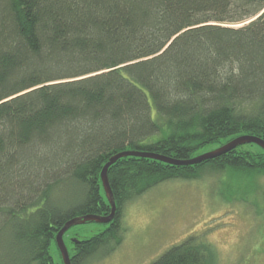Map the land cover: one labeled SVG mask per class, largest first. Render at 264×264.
<instances>
[{
  "label": "trees",
  "instance_id": "16d2710c",
  "mask_svg": "<svg viewBox=\"0 0 264 264\" xmlns=\"http://www.w3.org/2000/svg\"><path fill=\"white\" fill-rule=\"evenodd\" d=\"M263 11L264 0H0V264H63L51 252L60 229L111 213L101 171L116 153L184 160L264 139ZM208 167L264 175V150L188 166L119 159L116 215L73 243L72 264L121 244L129 202ZM213 253L190 241L152 264H212Z\"/></svg>",
  "mask_w": 264,
  "mask_h": 264
},
{
  "label": "rangeland",
  "instance_id": "374dc122",
  "mask_svg": "<svg viewBox=\"0 0 264 264\" xmlns=\"http://www.w3.org/2000/svg\"><path fill=\"white\" fill-rule=\"evenodd\" d=\"M123 225L121 244L84 264H152L172 247L190 241L211 248L212 264H264V175L208 167L194 179H169L129 202ZM105 228L94 222L76 225L64 240L70 250L75 240ZM51 252L62 261L56 244Z\"/></svg>",
  "mask_w": 264,
  "mask_h": 264
},
{
  "label": "water",
  "instance_id": "95a60500",
  "mask_svg": "<svg viewBox=\"0 0 264 264\" xmlns=\"http://www.w3.org/2000/svg\"><path fill=\"white\" fill-rule=\"evenodd\" d=\"M263 13L264 11L261 14ZM251 143L260 146L264 150V139L263 138L255 136V135L243 134V135L235 137L231 141L217 148H214L206 153L197 155L189 159H184V160L176 159L175 157L165 156V155H161L157 153L140 151V150L122 151V152L116 153L115 155L111 156L101 171L102 186H103L106 198L111 206V213L109 215L88 214V215L75 217L69 220L60 229V231L56 235L55 240H56V245L60 252L63 264H72L70 251L64 240V235L71 227L76 226V225L85 224L88 222L108 224L114 219L116 215V211H117V204H116V200H115L112 187L110 185V181L108 177V170H109V167L113 165L114 163H116L119 159L128 157V156L145 157V158L157 159V160L169 163L171 165L188 166V165L200 164L204 161L215 159L227 153L228 151H231L232 149L237 148L238 146L245 145V144H251ZM77 242L79 241L75 240V243Z\"/></svg>",
  "mask_w": 264,
  "mask_h": 264
}]
</instances>
